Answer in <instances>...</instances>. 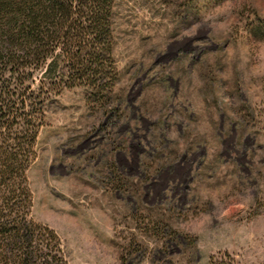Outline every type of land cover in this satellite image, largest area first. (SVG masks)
Segmentation results:
<instances>
[{
	"label": "rangeland",
	"instance_id": "374dc122",
	"mask_svg": "<svg viewBox=\"0 0 264 264\" xmlns=\"http://www.w3.org/2000/svg\"><path fill=\"white\" fill-rule=\"evenodd\" d=\"M122 11L108 104L46 103L32 219L68 264H264V0Z\"/></svg>",
	"mask_w": 264,
	"mask_h": 264
},
{
	"label": "trees",
	"instance_id": "16d2710c",
	"mask_svg": "<svg viewBox=\"0 0 264 264\" xmlns=\"http://www.w3.org/2000/svg\"><path fill=\"white\" fill-rule=\"evenodd\" d=\"M122 1L0 0V264H68L57 233L32 219L28 173L50 97L83 87L108 104Z\"/></svg>",
	"mask_w": 264,
	"mask_h": 264
}]
</instances>
